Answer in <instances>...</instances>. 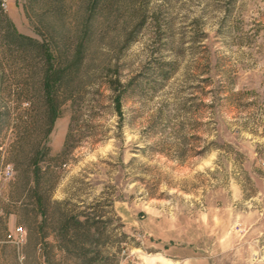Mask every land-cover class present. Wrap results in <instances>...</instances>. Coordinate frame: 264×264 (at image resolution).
<instances>
[{"label":"rangeland","instance_id":"1","mask_svg":"<svg viewBox=\"0 0 264 264\" xmlns=\"http://www.w3.org/2000/svg\"><path fill=\"white\" fill-rule=\"evenodd\" d=\"M87 1L7 0L20 34L80 37L86 63H107L126 91L117 108L98 76L61 155L69 104L43 139L42 122L19 120L29 77L3 84L0 164L14 175L0 237L21 226L26 242L1 245L0 264H79L58 246L63 221L83 216L108 264H264V0Z\"/></svg>","mask_w":264,"mask_h":264},{"label":"trees","instance_id":"2","mask_svg":"<svg viewBox=\"0 0 264 264\" xmlns=\"http://www.w3.org/2000/svg\"><path fill=\"white\" fill-rule=\"evenodd\" d=\"M1 2L2 0H0V90L11 76L19 77V68L29 77L27 81L16 82V100L19 103L26 102L29 107L27 110L29 114L25 116V119L19 116V120L32 124L42 122L41 128H45V131L40 132L43 139L49 134L60 115L61 107L69 104L72 112L61 152V155H64L74 147L72 145L73 127L82 120V111L85 110L86 105L84 103L86 90L89 87L96 88L97 77L105 79L106 83L103 85L112 93V100L117 108L121 106V99L126 90L119 82L117 71L113 72L107 63H86L87 50L83 41H78L80 37H76L75 44L71 43L68 46L65 43L59 44L53 41L51 34H49L51 40L44 41L20 34L1 8ZM96 3L97 0H88L84 8L85 12L91 11ZM83 29L84 26L81 32ZM85 33L87 34L86 30ZM85 33L83 38L86 37ZM0 110L3 111L0 112V120H3L7 116V110L4 108ZM30 112L38 113V117ZM48 152V148L42 149L40 145L33 150L32 177L27 179L24 177L27 184L34 183V187L38 186L41 167L38 165L37 158H42ZM34 201L35 205L42 209L41 197L34 195ZM89 222V216H83L80 220L77 218L64 220L61 225L62 236L58 249L69 253L79 264H108L107 259L98 251L90 250L92 235ZM69 232L72 234L68 236Z\"/></svg>","mask_w":264,"mask_h":264},{"label":"built area","instance_id":"3","mask_svg":"<svg viewBox=\"0 0 264 264\" xmlns=\"http://www.w3.org/2000/svg\"><path fill=\"white\" fill-rule=\"evenodd\" d=\"M1 8L6 10L7 0H2ZM14 171L9 164H0V189L8 181L12 179ZM1 214V213H0ZM5 241L15 247L16 249L21 248L26 242V231L23 227H14L6 236Z\"/></svg>","mask_w":264,"mask_h":264},{"label":"crops","instance_id":"4","mask_svg":"<svg viewBox=\"0 0 264 264\" xmlns=\"http://www.w3.org/2000/svg\"><path fill=\"white\" fill-rule=\"evenodd\" d=\"M6 236V235H5ZM5 236L4 237H0V246L1 245H7L8 243L5 241ZM10 245V244H9ZM1 257H2V249L0 247V261H1Z\"/></svg>","mask_w":264,"mask_h":264}]
</instances>
